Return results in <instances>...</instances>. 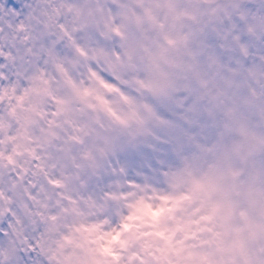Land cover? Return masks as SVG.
<instances>
[{
	"label": "clouds",
	"instance_id": "clouds-1",
	"mask_svg": "<svg viewBox=\"0 0 264 264\" xmlns=\"http://www.w3.org/2000/svg\"><path fill=\"white\" fill-rule=\"evenodd\" d=\"M4 2L0 264H264V0Z\"/></svg>",
	"mask_w": 264,
	"mask_h": 264
},
{
	"label": "snow or ice",
	"instance_id": "snow-or-ice-1",
	"mask_svg": "<svg viewBox=\"0 0 264 264\" xmlns=\"http://www.w3.org/2000/svg\"><path fill=\"white\" fill-rule=\"evenodd\" d=\"M9 8L13 14L21 19L23 18L26 9L22 8L20 4L8 5L4 0H0V10L7 11ZM221 39L224 41H236L235 47L230 45L225 46V50L220 57L222 62L227 63L230 69H235L237 65L245 68L250 66L253 62L254 54L249 48L248 38L243 35L240 26L237 27L230 37H221ZM260 55H264V48L260 49ZM6 69H8V65L4 63L3 60H0V77H3L4 79L8 78ZM2 196L3 193L0 192V197ZM8 212V228H5L3 232H0V240L5 239V234L8 233L9 229L12 227L13 218L17 215L12 208H9ZM153 215L155 216L157 213H154ZM160 235H162V233H160ZM113 239H116V237H113ZM104 251L107 252L109 249L105 248ZM11 264H44V262L36 252L32 240L27 239L25 243L15 250L14 259L11 261Z\"/></svg>",
	"mask_w": 264,
	"mask_h": 264
}]
</instances>
